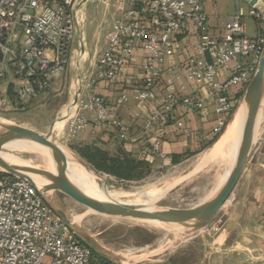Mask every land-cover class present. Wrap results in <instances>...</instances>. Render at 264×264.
Here are the masks:
<instances>
[{
	"label": "built area",
	"instance_id": "obj_1",
	"mask_svg": "<svg viewBox=\"0 0 264 264\" xmlns=\"http://www.w3.org/2000/svg\"><path fill=\"white\" fill-rule=\"evenodd\" d=\"M249 5V14L264 20L263 0H236ZM80 0H0V80L16 83V96L29 100L45 92L70 63V47L78 25ZM118 12L100 57L78 81L73 110L59 134L72 143L91 124L118 130L127 139L128 125L93 91L103 80L118 77L120 68L138 48L144 52L146 77L141 86L122 94L123 101L152 103L165 73L167 51L181 31L193 23L195 52L186 63L189 80L207 88V95L181 96L167 90L154 107L146 127L166 117L178 104L187 112L203 115L208 104L217 114L212 130L219 134L227 124L235 100L231 90L244 92L264 55V35H247L242 10L231 16L221 35L213 33L204 0H114ZM233 64L228 77L219 70ZM180 78V74L176 75ZM10 99L0 98L7 106ZM183 127V122H178ZM153 150L161 149L156 136ZM0 264H115L94 259L89 245L71 232L70 223L54 208L46 192L27 178L5 172L0 176Z\"/></svg>",
	"mask_w": 264,
	"mask_h": 264
},
{
	"label": "crops",
	"instance_id": "obj_2",
	"mask_svg": "<svg viewBox=\"0 0 264 264\" xmlns=\"http://www.w3.org/2000/svg\"><path fill=\"white\" fill-rule=\"evenodd\" d=\"M99 1L103 0H80L77 9V33L70 47L69 65L62 74L54 78L51 86L45 92L37 97L25 100L26 103L37 100L40 102V108H46L51 113L49 116L51 115L52 119L46 125L47 130L52 132L62 130L58 127L59 123L64 122V125H67L68 113L73 110L76 98L77 81L82 79L88 69L100 59L106 45L107 33L117 17L118 12L114 3L108 6V2L104 5ZM204 2L206 10L209 0H204ZM243 2H236L235 0V4L231 8L229 6L221 8L215 0L213 4L215 15L212 11L206 10L215 35H221L227 20L239 10L244 12L245 19L247 15L250 16L249 5L247 4L248 12H246L242 6ZM218 15L223 18L222 22H219L216 18ZM255 22L256 33L248 36L264 35L263 22L261 23L259 20ZM196 41V28L193 23L189 25L187 30L178 34L173 46L167 51L165 73L158 85V97L152 103H140L132 99L127 102L122 100L124 92H130L133 88L141 86L146 77L144 52L141 48H138L134 55L120 68L117 78L100 81L94 89L106 100L109 107L118 114L119 119L129 126L128 138L121 139L118 137V130L112 127L91 124L86 131L79 135L78 141L76 140L74 145L92 144L109 151L111 155H117L124 151L151 163L166 159L157 155L153 150L152 142L156 136L159 137L162 151L171 157L180 156L182 158L203 150V147L215 136L212 130L218 117L210 103L203 115L187 112L181 104H178L171 112L166 114L165 118L157 121L153 127H146L147 119L153 112L154 107L161 105L163 95L167 90L175 91L181 96L207 95L206 86L191 81L187 77L186 63L188 58L195 52ZM232 68L233 64L221 68L219 78L221 80L226 79ZM177 74H180L181 77L177 78ZM81 75L82 77H80ZM65 80L69 83V90L64 96L65 99L58 100L59 95L62 93L59 92L60 86ZM5 82L6 89L4 92L6 94L2 97L7 96L9 98V88L12 86L16 93L17 86L15 82L10 80ZM237 95V91L231 90L230 97L232 99L236 100ZM236 114L234 117H236ZM178 122H183V127H179ZM254 139L249 162L236 186L235 193L237 199L245 204L239 222V225L245 229L242 239H246L249 246L263 249L264 120L259 126ZM260 260H264V257Z\"/></svg>",
	"mask_w": 264,
	"mask_h": 264
},
{
	"label": "rangeland",
	"instance_id": "obj_3",
	"mask_svg": "<svg viewBox=\"0 0 264 264\" xmlns=\"http://www.w3.org/2000/svg\"><path fill=\"white\" fill-rule=\"evenodd\" d=\"M214 1L209 0L207 6L208 11H212L213 15H215ZM99 2L104 5L108 2V6H110L114 3V0ZM217 2L221 8H226V6L231 8L235 4V0H217ZM242 6L248 12L247 3L243 2ZM216 18H218L219 22L223 20L220 15ZM255 21L251 16H246L247 35L256 33ZM259 21L263 22L264 26V20ZM5 81L0 80V98L6 94L4 92L6 89ZM96 86L92 87L93 91ZM68 90L69 83L65 80L60 86L59 92L62 93L59 95L58 100L65 99L64 96H66ZM243 99L244 93L237 95L231 119L241 108L240 104ZM39 103L37 100L26 103L25 100L16 98L15 101H10L7 106L0 105V118H5V123L21 124L47 134L64 149L79 158L89 169L105 177L109 188L147 191L150 188L174 184L166 195L155 202L156 209L163 207L187 208L202 201V193L204 194L210 188L211 179L207 175H203V173L192 175L189 172L197 158L211 147L225 133V129H228L233 123L229 124L230 119L220 132L219 138L203 150L184 156L177 162H173L172 158L161 159L156 163H151V166L140 168L138 176L130 179H121L108 172L98 170L88 163L73 147L77 139L72 143H66L58 132L60 130L54 132L47 130L46 124L52 119L51 115L49 116L51 113L46 108H40ZM64 124V122L59 123V129H62ZM258 130H256V133ZM3 151H5L4 147L0 149L1 153ZM18 155L24 161L33 163V166H40L39 168H44L45 166L44 160L37 154L21 151L18 152ZM3 174H5V171L0 169V176ZM184 175H187V178L181 180L180 177ZM174 180H176L177 184ZM236 189L237 187L223 208L205 227L201 229L188 228L189 226L180 228L186 230V233L181 236L166 228L145 225L137 221V219L135 220V218L120 217L121 219L118 220L111 215L88 211L87 207L77 203L60 190L47 191L46 194L55 209L65 212L70 220L71 232L81 242L91 247L96 261L125 264L124 260L129 253L141 255L148 250H152L148 257L130 264H264V260H260V258L264 257V248L259 249L258 247L256 249L253 246H249L246 239H242L245 229L239 225V222L241 221L245 204L237 199ZM76 213L83 215L80 222L74 219ZM160 245L162 247L158 249Z\"/></svg>",
	"mask_w": 264,
	"mask_h": 264
},
{
	"label": "water",
	"instance_id": "obj_4",
	"mask_svg": "<svg viewBox=\"0 0 264 264\" xmlns=\"http://www.w3.org/2000/svg\"><path fill=\"white\" fill-rule=\"evenodd\" d=\"M263 98L264 55L259 62L257 71L244 91V99L247 103L248 110L236 163L217 195L191 207H163L151 210L139 204L112 203L97 200L83 192L69 178L68 160L61 145L47 134L17 123L2 124V129H0V149L3 148L6 143L15 139L31 140L40 143L49 148L55 155L58 164V172L53 173L42 168L13 166L0 155V165L3 167L1 170L11 175L27 178L31 182H34V180L29 175L30 172L43 174L51 180V184L47 185L45 189H41L43 192H47L48 189L60 190L77 203L97 213L164 223H183L191 228L201 229L223 208L247 167L253 150L255 123ZM57 211L67 222L70 221L65 212L61 210Z\"/></svg>",
	"mask_w": 264,
	"mask_h": 264
},
{
	"label": "bare ground",
	"instance_id": "obj_5",
	"mask_svg": "<svg viewBox=\"0 0 264 264\" xmlns=\"http://www.w3.org/2000/svg\"><path fill=\"white\" fill-rule=\"evenodd\" d=\"M240 106L241 108L238 110L236 117H234L233 115L231 121L229 122V124L233 122L231 126L228 124L230 127L228 129L226 128L227 130L225 129V133H223L211 147L206 149L197 158L194 163V166L189 172L192 175L196 173H203V175H207L208 178L210 177L211 179L210 188L206 192L204 191V194L202 193V201L210 199L211 197L217 195L220 192L232 168L236 163L241 143V136L248 110V106L245 99L242 100ZM68 114H70V112ZM263 120L264 98L261 103V107L259 109L255 123V135L256 130L259 129V126L261 125ZM5 122V118H0V128H2V124H4ZM4 148L5 151H3L2 153L0 152V155L13 166L39 168L40 166H33V163L31 164L30 161H24L18 155V152L28 151L39 155L44 160L45 166L42 169L51 171L53 173L58 172V164L55 155L49 148L43 146L40 143L31 140L15 139L6 143L4 145ZM62 149L67 156L69 167L68 173L71 181L89 196L103 202L139 204L145 206V208L147 209L155 210V202L164 195H166L169 189L174 185L170 184L162 187L150 188L148 190L146 189L147 191H130L131 189L125 190L109 188L105 177L100 176L91 169H89L79 158L72 155L63 147ZM2 168L3 167L0 165V169ZM29 175L33 178L34 182L41 189H45L47 185L51 184V180L43 174L30 172ZM187 175H184L185 177L181 176L182 178L180 177V179L182 180L183 178H187ZM176 180H174L175 183ZM134 189L136 190V188ZM48 191L52 192L51 189H48ZM88 211L94 212L92 209L89 208ZM82 217V214L76 213L74 215V219L78 222H80ZM113 217L114 219H121V216ZM137 221L148 226H155L166 228L167 230H172L176 232V234L179 236L184 235L186 233L185 229L180 228L188 227L183 223H164L146 219H137ZM161 245L158 247V249L162 247ZM151 252L152 250H148L146 253H143L141 255H133L132 253H129L125 258L124 263L130 264L132 262L141 261L144 258L148 257Z\"/></svg>",
	"mask_w": 264,
	"mask_h": 264
},
{
	"label": "trees",
	"instance_id": "obj_6",
	"mask_svg": "<svg viewBox=\"0 0 264 264\" xmlns=\"http://www.w3.org/2000/svg\"><path fill=\"white\" fill-rule=\"evenodd\" d=\"M241 93L243 94L244 92L242 91L238 94L241 95ZM8 95L11 101H15L17 98L12 86L9 88ZM234 107L231 113L227 116V123L231 119ZM219 134L215 135L203 148L213 144L219 138ZM73 147L93 167L98 170L113 174L114 176L121 179H130L136 177L138 176L140 168L144 166H151V162L148 160L136 158L130 153L124 151H121L117 155H111L109 151L93 146L92 144H83L82 146L74 145ZM180 158V156H173L172 161L177 162Z\"/></svg>",
	"mask_w": 264,
	"mask_h": 264
}]
</instances>
